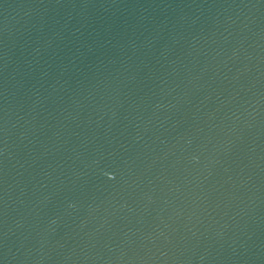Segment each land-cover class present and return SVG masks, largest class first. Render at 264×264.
I'll return each mask as SVG.
<instances>
[{
    "label": "water",
    "instance_id": "obj_1",
    "mask_svg": "<svg viewBox=\"0 0 264 264\" xmlns=\"http://www.w3.org/2000/svg\"><path fill=\"white\" fill-rule=\"evenodd\" d=\"M0 264H264V0H0Z\"/></svg>",
    "mask_w": 264,
    "mask_h": 264
}]
</instances>
